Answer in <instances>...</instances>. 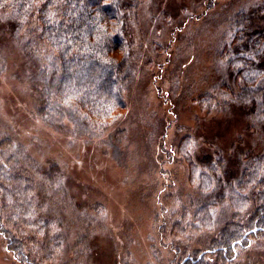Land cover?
<instances>
[{
	"label": "rangeland",
	"instance_id": "1",
	"mask_svg": "<svg viewBox=\"0 0 264 264\" xmlns=\"http://www.w3.org/2000/svg\"><path fill=\"white\" fill-rule=\"evenodd\" d=\"M240 15L264 27V0H138L123 31L126 108L102 133L38 113V63L0 19V142L20 143L45 169L56 164L72 201L55 264H170L230 219L249 218L227 197L245 161L264 154V113L250 109L252 95L236 100L242 82L223 50ZM256 59L264 63V50ZM206 160L226 172L223 190L208 183L211 198L199 191ZM208 200L217 202L202 229L194 213ZM237 254L235 264H264V236ZM12 262L0 239V264Z\"/></svg>",
	"mask_w": 264,
	"mask_h": 264
},
{
	"label": "trees",
	"instance_id": "2",
	"mask_svg": "<svg viewBox=\"0 0 264 264\" xmlns=\"http://www.w3.org/2000/svg\"><path fill=\"white\" fill-rule=\"evenodd\" d=\"M137 2L0 0V19L12 23L13 32L38 63L40 115L67 118L74 128L97 133L123 118L122 88L130 71L123 31L126 14ZM235 27L232 42L223 47L227 68L242 82L236 100L254 96L250 109L259 115L260 110L264 113V63L256 58L264 50V27L252 25L246 15L237 17ZM231 47L237 50L233 54ZM182 153H187L184 147ZM245 162L227 197L237 205L236 212L250 209L245 213L249 218L246 222H239V216L230 219L205 247L182 250L170 264H235L239 249L264 236V154ZM214 163L200 162L205 180L199 183V191L205 197L211 192H206L208 183L213 189L216 183L224 189L221 167ZM209 201L194 213L202 229L210 224L209 208L217 202ZM71 205L56 164L45 169L20 143L0 142V239L13 264L56 263L67 222L64 211ZM177 228L180 236L185 233ZM167 243L176 250L174 242Z\"/></svg>",
	"mask_w": 264,
	"mask_h": 264
}]
</instances>
